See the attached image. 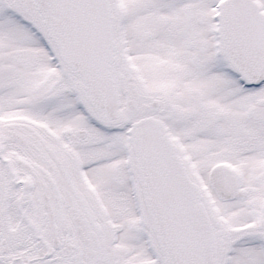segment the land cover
I'll return each instance as SVG.
<instances>
[{
    "label": "snow or ice",
    "instance_id": "snow-or-ice-1",
    "mask_svg": "<svg viewBox=\"0 0 264 264\" xmlns=\"http://www.w3.org/2000/svg\"><path fill=\"white\" fill-rule=\"evenodd\" d=\"M0 264H264V0H0Z\"/></svg>",
    "mask_w": 264,
    "mask_h": 264
}]
</instances>
